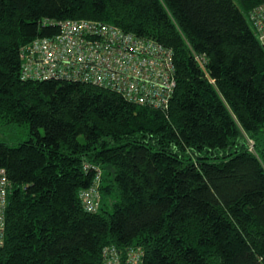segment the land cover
Here are the masks:
<instances>
[{
    "label": "trees",
    "instance_id": "16d2710c",
    "mask_svg": "<svg viewBox=\"0 0 264 264\" xmlns=\"http://www.w3.org/2000/svg\"><path fill=\"white\" fill-rule=\"evenodd\" d=\"M0 0V142L9 183L0 264H264V0ZM89 20L172 49L168 111L78 81L23 79L22 55ZM205 58L204 69L194 56ZM212 80V81H210ZM99 173L89 213L79 193Z\"/></svg>",
    "mask_w": 264,
    "mask_h": 264
},
{
    "label": "built area",
    "instance_id": "2783aa9c",
    "mask_svg": "<svg viewBox=\"0 0 264 264\" xmlns=\"http://www.w3.org/2000/svg\"><path fill=\"white\" fill-rule=\"evenodd\" d=\"M249 22L264 50V3L248 13ZM59 32L34 40L22 55V78L78 81L110 89L147 108L168 111L176 88L172 49L120 28L89 20L58 23ZM204 69L205 58L194 56ZM212 81V80H210ZM79 193L86 212L100 202L99 180ZM9 183L0 168V247L4 243ZM102 264H143L140 248L121 253L114 246L102 250Z\"/></svg>",
    "mask_w": 264,
    "mask_h": 264
},
{
    "label": "rangeland",
    "instance_id": "374dc122",
    "mask_svg": "<svg viewBox=\"0 0 264 264\" xmlns=\"http://www.w3.org/2000/svg\"><path fill=\"white\" fill-rule=\"evenodd\" d=\"M233 1L237 4L236 0ZM27 136V129L25 127H19L15 125L0 126V142H6L15 145L26 140L28 138Z\"/></svg>",
    "mask_w": 264,
    "mask_h": 264
},
{
    "label": "bare ground",
    "instance_id": "6f19581e",
    "mask_svg": "<svg viewBox=\"0 0 264 264\" xmlns=\"http://www.w3.org/2000/svg\"><path fill=\"white\" fill-rule=\"evenodd\" d=\"M40 38H43V37H38V38H36V39H40ZM36 39H34V40H36ZM34 40H33V41H34ZM33 41H32V42H33ZM32 42H31V43H32ZM21 75H22V72H21ZM129 250H131V249H129ZM129 250H128V251H129ZM126 252H127V251H126Z\"/></svg>",
    "mask_w": 264,
    "mask_h": 264
}]
</instances>
